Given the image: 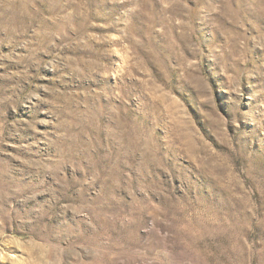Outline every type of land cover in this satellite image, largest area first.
<instances>
[{
	"label": "rangeland",
	"instance_id": "1",
	"mask_svg": "<svg viewBox=\"0 0 264 264\" xmlns=\"http://www.w3.org/2000/svg\"><path fill=\"white\" fill-rule=\"evenodd\" d=\"M0 264H264V0H0Z\"/></svg>",
	"mask_w": 264,
	"mask_h": 264
}]
</instances>
